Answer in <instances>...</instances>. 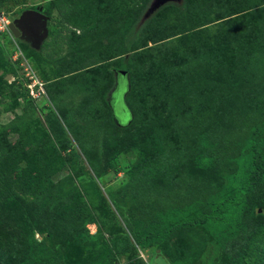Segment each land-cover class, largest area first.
<instances>
[{
	"label": "rangeland",
	"instance_id": "374dc122",
	"mask_svg": "<svg viewBox=\"0 0 264 264\" xmlns=\"http://www.w3.org/2000/svg\"><path fill=\"white\" fill-rule=\"evenodd\" d=\"M46 1L48 0H20L10 9L11 22H14L19 16L14 15L16 11L23 7L28 8L44 4ZM68 1L70 0L56 2V7L53 11L51 10L52 14L48 23L49 35L43 40L39 49L32 46V42L35 40L31 36L26 35L22 38H15L7 35L6 38L1 37L3 51L0 55V78L5 77L9 82L16 80L17 83H23L24 85L29 82L20 59L16 58L17 52L21 49L29 64L36 71L39 81L44 84L43 88L46 92L35 97L37 108L30 112L25 108L26 98L10 93L11 89H3L0 82V132L5 133L11 142L31 141L39 144L40 141L47 139L46 142H53L49 149H54L63 141L64 144L67 143L69 146L67 150L62 152V155L65 157L69 153L75 154L71 159H76L83 167L79 172L77 171L79 174L71 183L66 180L71 172L70 168L68 166L59 167L52 175L51 180L41 184L43 191L38 195L15 188L14 199L10 201L12 212L16 216L15 220L5 219V222H8L7 227L0 223V245L4 244L6 240L13 241L15 251L9 250L11 255L7 253L8 255L4 259H0V264H13L14 261L9 260L10 256H15L14 259L17 262L27 257L29 251L27 227L23 221L24 215L17 212L18 207L21 206L26 212L25 217L30 223V228L35 230L37 240L41 241L46 249L60 260L59 262L69 261L73 264H83L85 258L79 249L78 243L84 247L86 246L90 252L105 241L113 243L111 241L112 233L115 231L121 235L130 233L128 226H131L134 218L150 221L156 213H163L166 208H169V203L163 201L162 194L164 193L167 195L172 191L174 200L177 199V204L180 205L183 204L182 201L197 203L215 199V202H219L222 198V195L218 193L219 187L223 190L222 177L230 178L238 169L242 156V146L246 143L245 139L251 132V125L255 124L254 120L244 121L239 117L233 119L234 115L243 113L245 116L256 117V122L261 118L256 110L244 111V109L247 110L246 106H253L252 101H257L253 100L252 96H256L255 99L258 95L264 96V42L261 41V36L264 37V33L256 29L259 35L256 33L258 36L255 40L257 47L260 49L250 56L245 64V61H241L242 56L240 57L237 62L238 72L225 76L227 88L221 85L216 88L220 92H217L216 89L213 90L208 81L205 80L204 71L197 77L189 75L186 78L173 77V80H177V82L172 83L173 89L171 88L169 92V98L171 99L169 106L177 107L178 102H184L187 94L193 97L195 104L202 103L204 105L203 109L206 107L205 103L209 106V109L206 108L205 115L201 113L198 117H195L194 124L174 116V108L171 107L163 112L162 109L156 106L144 109V103L148 107V102L153 103L154 98L151 100V95L148 96L146 93L150 88V84L147 79L142 78V85H140L137 92L138 103L133 102L137 108L135 116L138 123L136 125L140 128L134 126L123 130L111 126L109 112L105 107V98L102 96V92L107 86L111 88L106 97L112 103L117 121L121 125H128L131 118L134 117L124 102V97L128 92V75L122 73V75H116L115 83L106 84L105 80L108 77L110 78L112 71H115L116 68L112 63H107L104 68H101L99 63L110 57V51L113 52L115 45L127 47L136 41L140 36V32L147 25V21L156 15L160 19L169 15L168 18L171 17V20H173L172 18L175 17L176 12L183 14V18H179L180 23L190 20L186 15L187 10L190 8L188 0H164L158 5H156L158 0H78V6H74L75 11L73 14H70V10L66 6ZM224 1L235 2L237 0ZM7 5H10V1ZM254 5L253 9L256 10H260L259 8L262 6ZM263 12L264 10L261 13ZM261 13H254V19L258 25L264 24V20L259 16ZM66 17L72 21L67 22ZM109 17L115 19L117 23H111ZM175 20L170 22L174 23ZM74 26H76L75 30ZM212 27L215 28L216 25H212ZM252 27L254 28V24H252ZM74 32H76V35ZM19 39L36 49L39 52L37 56L27 57L22 46L23 43ZM73 40L75 45L72 43ZM65 59L67 61L78 60V68H89L93 64L94 66L98 65L97 68L99 69L90 71L93 73L91 77L89 76L93 84H86L88 88L86 92L82 91L77 83L73 85L70 81H68L71 85L69 88H66V84L49 86L44 77H54L56 75L54 70L65 64ZM13 62L18 64V71L12 74L7 70L9 69V63ZM135 62L137 67L141 65L139 58H136ZM3 64H8V68L4 67ZM96 71L98 73L95 74ZM120 71L125 70L121 69ZM220 74L219 71L215 76ZM100 78V82H104V85L100 83L96 85L95 80ZM231 84L233 85L231 86ZM58 88L62 91H58L60 90ZM28 89L31 95V89L29 87ZM49 89L58 97L57 100H52ZM243 98L245 102H248L244 108L245 103H241ZM257 102L259 103V101ZM17 115L23 118L18 120ZM165 123H170L172 126H167V129L160 132V128ZM204 131L209 134V145L216 143L213 145L217 147L216 153L219 155L215 158L213 168L201 171L195 168L193 158L203 146L202 143L205 141ZM78 134L81 138L89 141L86 146L89 148L91 156L96 161L101 162L98 170L94 169L90 160H88L84 152L87 148L78 142ZM126 135L132 142L135 139L159 137L160 147L157 146L156 148L157 144L152 147L150 144L148 145L150 148L142 147L141 149L136 146V148L129 150L130 147L126 146L124 147L125 151L117 154V159L115 158L117 161L109 159V153L105 151L103 143L110 137L121 140L122 136L126 137ZM154 140L156 141V139ZM162 145L166 146L165 148L172 147L163 152ZM187 145L191 147L190 156L187 153ZM143 148L146 150L145 154L148 155V152L150 154V156L148 155V161L147 156L141 153ZM180 149L183 154L187 153L188 155L183 164L179 163V156H183L179 151ZM251 150V148L246 149L245 152L248 156H250ZM154 154L159 157V160L156 155V159L150 158ZM170 158L173 159L170 165L164 163L165 159ZM59 160L62 164L63 160ZM162 163L165 166V171H167L166 178L168 180L160 186L161 192L152 190V184L145 187L147 183H143L139 169L146 164H156L153 169H157ZM101 171L104 172L102 176L98 175ZM89 183L93 186H88ZM83 184L89 188V193L85 194L88 204L86 207L90 206L93 217L97 218V221L94 219L84 224V227L82 225L83 236L78 238V227L81 225V223L78 225V220L65 219V214L58 215L54 211L45 214L46 211L41 206L44 204L42 203L43 199L53 198L55 200L61 198L68 194L71 189H77L78 186L82 188ZM259 187L262 190L256 191L254 196L264 201V181L259 184ZM130 188H133L132 193L135 194L132 199L130 197L132 195L130 194L131 191H128L131 190ZM139 191L145 194L148 193L149 197L144 201L142 196H139ZM154 191L157 195L153 194ZM225 192L227 193L228 190H225ZM132 200L135 202H132ZM35 201H39L40 206L37 213H27L26 205ZM204 209L205 212L212 211L211 205L204 207ZM249 217L246 218L245 222L250 220ZM19 218L20 220L17 221L16 219ZM251 220H254V218H251ZM62 225L64 227L59 230L60 234L57 237L59 226ZM120 228L122 231H120ZM239 235L242 237L240 240L242 245L244 244L249 248L260 246L259 240L254 242L249 229L243 230ZM257 236L261 240L264 235L259 234ZM178 240V236L172 237L169 241L171 244L170 249L165 253L160 252L159 255H153L156 248L154 244H151L148 248L137 247L135 253L119 255L116 264H172L170 257L174 258L175 264H183L184 259L178 257V252L175 249V243ZM212 253L216 255L214 258L216 264H227L226 252L218 247Z\"/></svg>",
	"mask_w": 264,
	"mask_h": 264
},
{
	"label": "trees",
	"instance_id": "16d2710c",
	"mask_svg": "<svg viewBox=\"0 0 264 264\" xmlns=\"http://www.w3.org/2000/svg\"><path fill=\"white\" fill-rule=\"evenodd\" d=\"M8 1H10V5H7ZM19 1L0 0V8L6 11V13H11L10 9L12 6H15ZM237 1L188 0L190 8L187 10L186 15L190 20L180 23L179 18H183V14L176 12L175 17L172 18L173 20H171V17L168 18L169 15L164 16L162 19L156 15L147 21L148 23L140 32L139 38L130 46L120 47L114 44L113 52L110 51V57L103 59L99 65H101V68H104V65L107 63L114 64L116 70L112 71L110 78L108 77L105 80L106 84L110 85L115 83L116 75H122L121 69L126 71L128 75V92L124 97V102L134 117L131 118L128 125H121L117 121L112 103L106 97L111 89L107 86L102 92V96L105 98L104 104L109 112L111 126L119 127L123 130L134 126H136L135 128H140V126L136 125L138 123L136 122L137 117L135 116L137 114V108L133 102L138 103L137 92L140 85H142V78L147 79L150 84V88H148L146 93L148 96L151 95V100L154 98L153 103L148 102V107L144 103V109H149L150 106H156L162 109L163 112L168 107H171L172 109L174 108V116H178L179 119L193 124L195 117H198L201 113L205 115L206 108L209 109L208 104L205 103L206 107L203 109L204 105L202 103H199V105L195 104V100L189 94L186 95L184 102H178L177 107L169 106L171 103L169 92L173 87L172 83L174 82L175 84L177 82V80H173V77L186 78L188 75L197 77L204 71L206 76L205 80L208 81L213 90L221 85L227 88L225 76L238 72L237 62L240 57L242 56L241 61H245V64L250 59V56L254 55L260 49L256 45V36L259 35L256 29L264 33V24L258 25L256 23L254 13L259 14L264 10V0ZM56 2H63V0H48L44 4H38L28 8L36 9L42 7L44 9L43 12L51 16L53 9L56 7ZM77 3L78 0H70L66 3L70 14L74 13V6H78ZM254 4H257V6L262 5L259 8L260 10L253 9ZM28 8L23 7L16 11L14 15H20L23 10ZM259 16L264 20V12ZM111 19V23H117L115 19ZM174 20V23L170 22ZM66 21L71 22L72 20L66 17ZM252 24H254V28ZM212 25H216V27L214 28ZM73 28L75 30L76 26ZM7 35L10 36L8 33L6 35L5 33H0V55L3 51L1 37L6 38ZM196 35L197 37L195 38ZM12 36H14L13 33ZM19 41L23 43L22 46L27 57L30 58L31 55L37 56L39 52L36 49L30 47L29 44L20 39ZM261 41L264 42L263 36H261ZM72 43L75 45L74 40ZM150 44L152 45L150 46ZM122 45L124 44L122 43ZM136 58H139L141 62L139 67H137V63L135 62ZM64 62L65 64L54 70L56 72L54 77L49 78L43 76L49 86L66 84V88H69L71 85L68 81H70L73 85L77 83V86L86 92L88 89L86 84H93V81L90 79L93 73L90 71L99 69L97 68L98 65L94 66L93 64L90 67L88 66L89 68H78V60L67 61L65 59ZM17 65L14 62L9 63V69L7 71L12 74L17 73ZM3 66L8 68V64H3ZM219 71L221 74L215 76ZM100 80L101 78L95 80L96 85L98 83L105 84L104 82H100ZM0 82L3 89H11L10 93L26 98L25 108L27 111L31 112L37 108L35 105L37 100L29 94L26 83L25 85L23 83L20 84L16 80L9 82L5 77L0 78ZM48 91L52 95V100L58 99L51 89ZM58 91L62 90L60 89ZM216 91L218 92L219 89H216ZM159 93L161 95H158ZM255 98L256 96H252V99L259 101V103L252 101L253 106H246L245 108L247 110L244 109V111L249 110L248 112H251V110H256V113L259 112L261 118L258 122H256V117L245 116L243 113L234 115L233 119H238L239 117L244 121L254 120L255 124L251 125V132L245 139L246 143L242 146V156L238 169L230 178L222 177L221 184L223 190L219 187L218 193L222 195L219 202H215V199L197 203L182 201L183 204L180 205L177 204V199L174 200L172 191L167 195L164 193L162 194L163 201L169 203V208H166L163 213H156L150 221L134 218L131 226H128L130 233L121 235L117 231H112L114 232L111 237L113 243L105 241L91 252L87 250L86 246L84 247L78 243L79 249L85 258L83 264H116L119 255L135 253L137 247L148 248L151 244H154L156 247L153 255H159L160 252L165 253L170 249L171 244L169 241L174 236H178L179 238L175 243V249L178 252V257L184 259L183 264H216L214 259L216 255L212 252L218 247L227 253V264H264V236H262L261 240L257 236L259 234L264 235V201L254 196L256 191L262 190L259 184L264 181V96L258 95L257 99ZM241 103H245L243 105L244 108L248 102H245L243 98ZM16 118L19 120L23 117L17 115ZM167 126L172 125L165 123L160 128V132L167 129ZM248 127L249 125L247 129ZM203 134L205 141H203V146H201V149H199V152H197L193 160L197 170L206 171L213 168L215 158L219 154L216 153L217 147L213 145L216 143L209 145L208 132L206 133L204 131ZM7 137L5 133L0 132V223L4 227H7L8 224V222H5V219L15 220L14 218L16 217L10 205V201L14 199L13 193L15 188H20L24 192L38 195L43 191L41 184L46 183L47 180H51L52 175L59 167L68 166L70 168L71 172L66 178L70 183L74 181L76 175L78 176L79 174V170L83 167L79 161L77 162L76 159H71L75 154L69 153L65 157L62 155V152L67 150L69 146L67 143L64 144L63 141L55 146L54 149H49L53 142H46L47 139L36 144L31 141L20 143L11 142ZM117 140L116 138L112 139L110 137L103 143L105 151L109 153L108 158L113 159V161H117V154L125 151L124 147L126 146L128 148L130 147L129 150L136 148V146L141 149L142 147L150 148L148 146L150 144L152 147L156 144V148L157 146L160 147L159 137L135 139L132 142L126 135V137L122 136L121 140ZM78 142L87 148L84 152L88 160H90L92 167L98 170L99 163L101 162L96 161L91 156L90 150L86 146V143L89 141L81 138L78 134ZM165 147L163 145L161 147L163 152L172 146ZM248 148L252 149L250 156L245 152ZM190 149L191 147L187 145L188 155ZM179 151L181 152V149ZM145 152L146 150L143 148L141 153L145 154ZM187 153H182L183 156H179L180 164L186 161ZM148 155L150 156L149 152ZM148 155L147 153L145 154L147 158ZM155 155H152L150 158L156 159L157 157L159 160V157L157 155L155 157ZM59 159L63 160L62 164ZM165 160L164 163L167 165L173 162L171 158ZM155 165H142L139 173L142 176L141 178H143V183H147L145 187L152 184V190L160 191V186H162L164 181L168 180L166 178L167 171H165L163 163L157 169H153ZM115 168L118 170L117 167ZM103 173L101 171V173L99 172L97 174L102 176ZM88 186L91 187L93 185L89 183ZM81 187L78 186L77 189L75 188L76 190L71 189L68 194L55 200L53 198L43 199L42 203L44 204L41 206L46 211L45 214L54 211L58 215L65 214V219L78 220V225L81 223L78 227V238L83 236L82 225L84 227V224L94 219L97 221V218L93 217L90 206L86 207L88 204L85 194L89 193V188L85 184ZM130 189L128 191H131L130 194L132 195L130 197L132 199L135 194L132 193L134 191L133 188ZM225 190H228V192L226 193ZM147 194L139 191V196H142L144 201L149 197ZM153 194L157 195L155 191ZM59 199L61 200L57 201ZM132 202L135 201L132 200ZM209 205H211L212 211H203L205 210L204 207ZM18 208V214L21 213L24 215L23 221L27 227L29 251L27 257L20 262L14 259L15 256H10L9 260L14 261L13 264H73L69 261L59 262L60 260L51 251H48L41 241L37 240L35 230L30 228V223L25 217L26 212L24 208L22 206ZM39 208V201L26 205L27 213L31 214L37 213ZM248 216L254 218V220H251L249 217L250 220L245 222ZM16 220L18 221L20 218ZM63 227L64 225L59 226L57 237L60 234L59 230ZM245 229L250 230L254 242L260 241L259 247L249 248L241 244L240 240L242 237L239 234ZM120 231H122L121 228ZM11 249L12 252L15 251L13 241L6 240L4 244L2 243L0 245V259H4ZM170 259L171 263H174V258L170 257Z\"/></svg>",
	"mask_w": 264,
	"mask_h": 264
},
{
	"label": "water",
	"instance_id": "95a60500",
	"mask_svg": "<svg viewBox=\"0 0 264 264\" xmlns=\"http://www.w3.org/2000/svg\"><path fill=\"white\" fill-rule=\"evenodd\" d=\"M164 0H158L156 5ZM50 17L45 14L42 8L24 10L14 22H11L10 29L16 38L31 36L34 38L32 46L36 49L41 47V43L49 35L48 23ZM126 74V71H121Z\"/></svg>",
	"mask_w": 264,
	"mask_h": 264
},
{
	"label": "built area",
	"instance_id": "2783aa9c",
	"mask_svg": "<svg viewBox=\"0 0 264 264\" xmlns=\"http://www.w3.org/2000/svg\"><path fill=\"white\" fill-rule=\"evenodd\" d=\"M9 16H10V13H6V11L0 8V33H8L12 36V32L10 29L11 19ZM16 58L20 59L21 65L23 66L26 72V75L29 78L27 87L31 89V95L33 97H36L38 95L45 94L46 91H45V88H43L44 84L39 81L36 71L29 64L23 52L21 51V49L20 51L17 52Z\"/></svg>",
	"mask_w": 264,
	"mask_h": 264
},
{
	"label": "flooded vegetation",
	"instance_id": "af4514ba",
	"mask_svg": "<svg viewBox=\"0 0 264 264\" xmlns=\"http://www.w3.org/2000/svg\"><path fill=\"white\" fill-rule=\"evenodd\" d=\"M38 8H42V7H38ZM25 10H26V9H25ZM42 10L44 11V9H43V8H42ZM23 11H24V10H23ZM23 11H22V12H23ZM49 17H50V16H49Z\"/></svg>",
	"mask_w": 264,
	"mask_h": 264
}]
</instances>
